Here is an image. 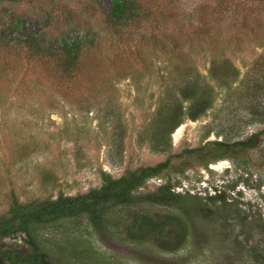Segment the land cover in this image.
<instances>
[{"label":"rangeland","instance_id":"1","mask_svg":"<svg viewBox=\"0 0 264 264\" xmlns=\"http://www.w3.org/2000/svg\"><path fill=\"white\" fill-rule=\"evenodd\" d=\"M48 1L15 4V12L29 17L26 30L10 36L45 31L54 38L65 29L66 14L87 22L97 36L80 49L77 69L69 75L50 58L34 67L21 44L0 43V215L13 197L28 202L85 193L101 185V172L119 177L127 168L164 160L167 152L153 150L156 136L178 153L256 134V146L243 155L206 166L192 160L183 173L173 171L180 168L175 164L169 176L139 188L147 192L169 177L178 182L175 191L203 198L195 206L200 212L186 220V237L177 249L127 240L121 225L98 233L85 216L35 232L57 264H264V0H140L147 16L129 44L103 27L94 0H55L51 25L44 29L47 17L33 11ZM99 1L109 12L110 1ZM81 36L71 34L79 42ZM215 57L229 60L237 72L211 78ZM189 78L207 84L200 95L210 106L194 120L181 115L182 123L170 132L165 116L178 102L186 110L181 90ZM215 189L230 204L223 215L218 203L204 199ZM131 209L117 206L112 215ZM5 243L24 245L22 235Z\"/></svg>","mask_w":264,"mask_h":264},{"label":"trees","instance_id":"2","mask_svg":"<svg viewBox=\"0 0 264 264\" xmlns=\"http://www.w3.org/2000/svg\"><path fill=\"white\" fill-rule=\"evenodd\" d=\"M21 1L27 0H0V12L3 14L2 22H0V43L4 45L13 41V43L21 44L28 51V56L31 57L28 59L34 67L39 61L50 58L56 63L57 69L64 74L69 75L71 71H75L80 49L86 44L95 43L97 32L94 28L80 19L74 21L69 14H66L61 20L65 29L54 38L45 31L24 38L11 37L12 32L26 30L24 20H27L29 15L26 16L21 11L17 13L13 9L14 5ZM109 1L111 9L107 12L102 9L99 0H94L97 7L103 11H99L103 19V27L115 36L120 44L123 42L129 44L133 33L138 31V23L147 16L143 3L140 0ZM37 5L38 9L33 13L36 16L47 17L48 20L43 24L44 29L48 28L47 25H51V19L55 13L54 8L58 2L49 0ZM73 32L82 34L80 42L76 38H71ZM181 33L178 31V34L181 35ZM150 37L151 41L155 42L154 34ZM58 40L60 44L55 45ZM177 40L173 41V47H178ZM236 72L237 69L229 60L216 57L211 60L208 69L209 76L215 79H220L219 75L225 78ZM187 83L185 89L181 90L184 99L188 100L186 110L184 111V106L178 102L176 111L165 116L164 122L170 126H168L170 132L182 123L181 115L184 114L185 118L194 120L210 106L211 100L200 95L206 90L207 84L203 85L196 78H189ZM256 139L257 135L253 134L245 140L234 142L211 140L205 144L173 153L169 150L170 143L156 136L153 139L156 143L153 150L165 151L167 154L164 160L154 165L127 168L119 177H112L106 172H101V185L85 193L59 194L56 198L28 202H19L13 197L7 211L0 215V264H57L49 259L41 247L35 228L80 216H85L90 226L98 233L100 230L107 231L109 225H121L127 240L150 241L162 250L177 249L186 237V220L189 216L200 212V209L195 206L198 202L201 203L203 198L175 191L174 187L178 182L171 183L169 177L147 192H139V188L150 179L169 176L168 169L175 167V164H178L180 168L176 167L173 171L183 173L184 169L192 167V160L206 166L210 161L236 158L255 147ZM204 199L214 206L218 203L217 212L222 215L231 209L228 208L230 204L226 203L225 198L217 189L213 194L206 195ZM117 206H135V209H131L122 217H114L115 215L112 214ZM18 235L23 237V246L6 245L5 239Z\"/></svg>","mask_w":264,"mask_h":264},{"label":"bare ground","instance_id":"3","mask_svg":"<svg viewBox=\"0 0 264 264\" xmlns=\"http://www.w3.org/2000/svg\"><path fill=\"white\" fill-rule=\"evenodd\" d=\"M180 130H181V127H179L177 131L179 132Z\"/></svg>","mask_w":264,"mask_h":264}]
</instances>
